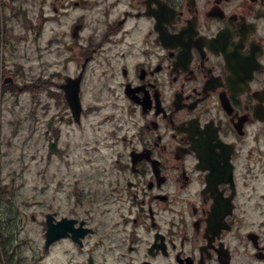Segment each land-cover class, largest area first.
I'll use <instances>...</instances> for the list:
<instances>
[{
  "label": "flooded vegetation",
  "instance_id": "1",
  "mask_svg": "<svg viewBox=\"0 0 264 264\" xmlns=\"http://www.w3.org/2000/svg\"><path fill=\"white\" fill-rule=\"evenodd\" d=\"M48 28L55 110L27 99L24 123L57 188L32 220L91 229L113 264H264V0H0L1 83Z\"/></svg>",
  "mask_w": 264,
  "mask_h": 264
},
{
  "label": "rangeland",
  "instance_id": "2",
  "mask_svg": "<svg viewBox=\"0 0 264 264\" xmlns=\"http://www.w3.org/2000/svg\"><path fill=\"white\" fill-rule=\"evenodd\" d=\"M18 28L19 24L16 25V29ZM51 35L48 28L45 37L40 39V45L44 48L42 54L37 48L38 43L31 42L32 37H27L24 33L21 34L23 37H16L14 48L9 47L12 59L8 66L11 69L22 67L25 76L29 70L30 76L40 73L50 76L56 73L54 43H49ZM37 56H40L43 62L37 61ZM49 81L50 85L47 84L44 88L43 84L40 87L41 97L43 105L51 103L53 106L56 100L50 99L49 91H53V87L56 88L55 83L59 82L60 78L50 76ZM19 82L20 89H24V80L20 79ZM26 97L24 90H16L11 95H5L0 106V189L3 197L10 202V208L16 215L19 214L17 221L8 219V214L4 212L2 214L4 221L1 222L0 229V260L3 264H81L86 261L85 253L68 240L53 244L46 251L45 226L32 220L33 214L40 219L41 213H46L47 209L40 200L55 196L57 183L54 180L53 166L48 168L46 172L49 175L46 174L43 179L44 161L37 164L38 161L31 159L45 160L52 157L55 163L56 157L48 151V138L28 146L27 130L23 122ZM86 100L88 101V96ZM54 110L55 108L51 111ZM94 239L96 238L90 242H94ZM95 250L98 264L114 263L109 256H102L101 246H97Z\"/></svg>",
  "mask_w": 264,
  "mask_h": 264
},
{
  "label": "water",
  "instance_id": "3",
  "mask_svg": "<svg viewBox=\"0 0 264 264\" xmlns=\"http://www.w3.org/2000/svg\"><path fill=\"white\" fill-rule=\"evenodd\" d=\"M78 87L79 85H75V86L69 85L67 87L68 88L67 96H68L69 102L74 108H76L75 106H77V104L79 106V94H78L79 88ZM68 230H69L68 227L62 228L60 226H57L49 222L47 232H46V237H47L46 247L48 248V246L52 242L60 238L62 235H66Z\"/></svg>",
  "mask_w": 264,
  "mask_h": 264
}]
</instances>
